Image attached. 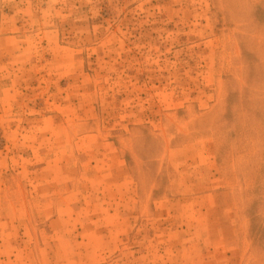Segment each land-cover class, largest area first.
Returning <instances> with one entry per match:
<instances>
[{
  "label": "rangeland",
  "instance_id": "1",
  "mask_svg": "<svg viewBox=\"0 0 264 264\" xmlns=\"http://www.w3.org/2000/svg\"><path fill=\"white\" fill-rule=\"evenodd\" d=\"M0 264H264V0H0Z\"/></svg>",
  "mask_w": 264,
  "mask_h": 264
}]
</instances>
